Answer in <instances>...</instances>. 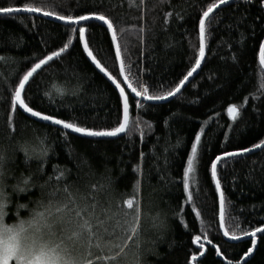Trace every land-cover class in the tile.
<instances>
[{
    "label": "trees",
    "instance_id": "obj_1",
    "mask_svg": "<svg viewBox=\"0 0 264 264\" xmlns=\"http://www.w3.org/2000/svg\"><path fill=\"white\" fill-rule=\"evenodd\" d=\"M139 2L134 0L135 4ZM215 2L146 0V5L136 7L130 6L129 0H0V7L30 5L73 16L105 14L117 29H129L123 35L118 32L126 74H130L134 85L142 81L150 87V94H160L175 87L194 66L199 18L207 4ZM261 2L233 0L212 14L203 66L175 98L161 104L144 101L146 108H136L134 95L122 83L126 95L131 94L130 117L140 118L143 139L139 132L131 138L84 137L34 119L22 110L11 112L10 97L19 78L34 62L58 51L69 40H72L69 48L49 62L27 86L25 98L29 106L44 115L102 130L117 126L118 116L122 119L123 100L83 52L78 34H72L64 22L28 13L1 14L0 56L12 58L0 62V150L7 155L9 193L10 186L24 176L32 175L37 185L42 183L58 165L67 172L73 191L88 192L93 184L110 182L111 189L97 193V197L102 203L114 205L125 194L132 193L135 181L140 178L133 169L140 164L144 212L148 216L162 211L168 225L162 236L151 231L146 235L145 247L151 250L145 251L143 264H229V261L264 264V234L256 236L255 247L251 238L243 237L242 233H237L241 241L236 243L228 242L223 236L219 229V195L210 171L211 161L223 151L252 148L264 140V95L258 91L261 82L258 52L259 44L264 42ZM169 12L173 15L166 18ZM100 24L93 21L86 33L90 49L123 81L118 75L119 63L114 59L111 34L106 32V25ZM81 25L87 26V22ZM140 28L145 32H140ZM55 87L65 88L69 94L61 98L55 94ZM77 88L78 95H71ZM48 92L53 93L51 98L45 95ZM231 104L240 109L235 122L227 117ZM9 115L13 118L14 132L7 124ZM204 121L209 123L205 125ZM144 122L150 123L152 129ZM201 127L205 132L195 174L198 187L192 185L194 204H189L182 191L183 167ZM38 139H44L50 148L47 163L43 165L46 173L43 178L37 172L38 162L28 160L26 164L27 158L19 150V145L35 143ZM218 177L228 202L226 226L231 228L234 223L231 218L235 217L243 230L264 228V149L221 162ZM33 191L39 195L38 188ZM28 199L25 194L13 196L14 203H28ZM193 206L201 212L199 219L191 211ZM24 212L21 209V215ZM7 220L11 223L12 217ZM201 221L212 244L203 239ZM195 235H201L200 243L205 245L199 250L205 253L203 257L197 251L199 245L192 243ZM250 247L253 251L246 255ZM217 248L220 255L216 254ZM193 255L197 256L196 261L192 260Z\"/></svg>",
    "mask_w": 264,
    "mask_h": 264
},
{
    "label": "snow or ice",
    "instance_id": "obj_2",
    "mask_svg": "<svg viewBox=\"0 0 264 264\" xmlns=\"http://www.w3.org/2000/svg\"><path fill=\"white\" fill-rule=\"evenodd\" d=\"M167 2L169 0H160V3ZM258 2H261V0H258ZM228 3L229 0H216L215 3L207 4L206 10L199 18L198 55L195 57L194 66L186 75H183V78L179 80L175 87L160 94H150V87L142 81L134 85L130 74H126L125 60L122 55L118 32L123 35L125 32H129V29L124 27L117 29L112 19L105 14L93 12L73 16L46 11L42 7L30 5H24L22 8L0 7V14L3 15L42 12L46 17L55 16L57 20L63 21L72 34H78L79 42L83 43V52L87 53V56L91 58V62L99 69L100 73H103L115 85V88L119 90V97L123 100L122 119L118 116L117 126L102 130H94L90 127L79 126L77 123L66 122L52 115H44L41 111L33 110L29 106L25 98V87L29 84L30 78L42 66L48 65L54 58H59L72 44V40H69L58 51H53L51 54L39 59L38 62H34L31 68L19 78L18 84L14 86V91L10 97L11 112L17 113L19 110H23L24 113H30L31 117H38L41 121H50L52 125L62 126L63 129L71 130L72 133H79L84 137H120L123 134L131 138L133 134L139 132L140 138L143 139L144 129L140 127V118L137 117L136 120H132L130 117L129 95L131 94H125V89L121 86L122 83L131 89V93L135 94L132 99L135 101V107L140 109L147 107L144 101H166L170 97H176L177 94H180L186 82H190V78L193 77L194 73H197V70L201 68L202 61L205 60L207 26L214 9ZM129 4L130 6L139 7L140 5H146V0H140L139 4H135L134 0H129ZM261 6L264 7V2H261ZM172 15V12L167 13L166 18ZM93 21L102 22L99 26L106 25V32L111 34V44L115 46L114 59L119 62L118 75L124 78L123 81H119L90 49L86 33L92 27ZM81 22H87V26L81 25ZM139 31L145 32V29L140 28ZM10 59L12 58L0 56V62H7ZM258 64L261 69V82L258 91L261 95H264V42L259 44ZM79 91L80 89L77 88L71 91L70 94L78 95ZM54 92L61 98L69 94L67 89L60 87H55ZM52 94V92H48L45 95L51 98ZM239 116L240 109L236 104L228 106L227 117L231 121L235 122ZM144 123L149 130L152 129L150 123ZM208 123V121H204L205 125ZM7 124L14 132L11 115L8 116ZM204 132L205 128L201 127L195 135L194 142L191 143L190 154L187 155L186 166L183 167L182 191L186 194V202L189 204H194L192 185L195 184L198 187L195 174ZM177 146H179V142ZM253 149H264V140L254 144L252 148H244L240 151H223L222 155H217L211 161L210 171L211 180L215 184V191L219 194V229L223 230V236L230 241L239 242L241 241V235L237 233H242L243 237L251 238V245L255 247L257 233L264 234V228L257 227L251 231L243 230L235 217L231 218L234 221L231 228L226 226L229 219L228 202L218 177V165L221 162L227 163L229 158L242 157L245 153H251ZM19 150L24 152L27 158L26 164L28 160L38 162L37 172L39 177L43 178L46 175L43 165L47 163L50 151L44 139H38L35 143L25 142L19 145ZM140 159L142 163L143 153H141ZM6 161V152L0 150V264H121V261L127 258L128 250L132 245L136 246V251L130 264H143L144 245L138 243V238L142 235V222L146 214L143 209L141 192L143 171L140 164L133 169L135 173L139 174L140 178L135 181L132 193L125 194L113 205L111 202L102 203L97 197V193L111 189L110 182L107 185L93 184L88 192H81L79 189L73 191L68 182L67 172L61 170L58 165L54 166L53 174L47 175V178L43 179V182L38 185L32 175L22 177L10 186V194L8 191L9 177L5 169ZM37 188L39 189L38 196L33 191ZM20 194L29 196L28 203H14L13 196H19ZM32 196H36V198L32 199ZM21 209L25 210L23 215H21ZM191 211L195 212L197 219L201 217V212L195 206L191 208ZM177 215L180 214L177 213ZM9 216L12 217L11 223L7 220ZM148 216L151 219L152 228L156 231L161 230L167 223L166 219L161 218L160 213L148 214ZM180 222L183 223V219ZM185 227L187 228V225ZM201 231L205 232L203 239L212 244L203 221H201ZM201 239V235H195L192 238V243L199 245L197 251L203 257L205 253L199 251L205 247L203 243H200ZM253 247L248 249L246 255L252 253ZM216 254L220 255L218 248ZM192 260L196 261L197 256L193 255ZM229 264H232V262L229 261Z\"/></svg>",
    "mask_w": 264,
    "mask_h": 264
},
{
    "label": "clouds",
    "instance_id": "obj_3",
    "mask_svg": "<svg viewBox=\"0 0 264 264\" xmlns=\"http://www.w3.org/2000/svg\"><path fill=\"white\" fill-rule=\"evenodd\" d=\"M160 215H161L162 219H165L164 213L162 211H161ZM167 227H168V225L166 223L161 230H159V231L154 230L152 228V223H151L150 217L145 215V218L142 222V235L138 238V243L144 245L143 254L145 253L146 250H148L145 247V245L148 243V241L145 238L146 235L151 231V232L158 233L159 235L162 236L163 233L166 232ZM135 251H136V246L135 245L130 246L128 253H127V258L125 260H122L121 264H130V261L132 260L133 254Z\"/></svg>",
    "mask_w": 264,
    "mask_h": 264
},
{
    "label": "water",
    "instance_id": "obj_4",
    "mask_svg": "<svg viewBox=\"0 0 264 264\" xmlns=\"http://www.w3.org/2000/svg\"><path fill=\"white\" fill-rule=\"evenodd\" d=\"M233 0H229V3L230 2H232ZM226 5V4H225ZM224 5H221L219 8H221V7H223ZM218 8V9H219ZM218 9H214V11H213V13L216 11V10H218ZM21 13H24V12H21ZM212 13V14H213ZM28 14H33V15H40V16H44L42 13H28ZM1 15V14H0ZM44 17H46V16H44ZM46 18H48V19H50V20H55V21H59V20H57V19H55V18H53V17H46ZM61 22H63V21H61ZM82 23V22H81ZM115 47V46H114ZM87 54V53H86ZM205 55H206V51H205ZM89 59H90V61H91V58L90 57H88ZM119 63V62H118ZM203 63H204V61H202V63H201V68H202V66H203ZM94 65V64H93ZM46 65H44V66H42V68L41 69H39V70H37V73H35L34 75H33V77L32 78H30V81H29V83L31 82V80L45 67ZM95 66V65H94ZM201 68L200 69H198L197 70V73H194L193 74V77H191L190 78V81L200 72V70H201ZM98 71H99V69H98ZM100 72V71H99ZM103 74V73H102ZM107 78V77H106ZM124 78L122 77V80H123ZM111 82V81H110ZM188 82H186V84H187ZM29 85V84H28ZM28 85H26V87H25V90H26V88H27V86ZM115 86V85H114ZM122 86V85H121ZM124 86L126 87V88H128L127 87V85L126 84H124ZM186 86V85H185ZM123 87V86H122ZM183 89V88H182ZM118 90V89H117ZM128 90L131 92V89H129L128 88ZM119 91V90H118ZM182 91V90H181ZM126 94V93H125ZM133 95H135L134 93H132ZM178 95V94H177ZM173 98H175V97H170L168 100H166V101H153V102H151V103H156V104H161V103H165V102H167V101H169V100H171V99H173ZM138 99H141V98H138ZM149 102V101H148ZM23 111V110H22ZM25 114H27L28 116H30L31 117V115H30V113H25ZM32 118H34V119H37V120H40L38 117H32ZM41 121V120H40ZM42 122H45V123H48V124H51V122L50 121H42ZM52 125V124H51ZM53 126H57V127H60V128H62V126H58V125H53ZM63 129V128H62ZM67 131H69V132H71V130H67ZM72 133V132H71ZM74 134H77V135H81V134H79V133H74ZM123 135V134H122ZM121 135V136H122ZM82 136V135H81ZM91 138H111V137H91ZM258 150H261V149H253V151L251 152V153H254V152H256V151H258ZM247 154H250V153H245L244 155H247ZM219 195V194H218ZM222 233H223V230H222ZM260 233H257V236L259 235ZM226 238V240L228 241V242H230V243H236V241H230L227 237H225Z\"/></svg>",
    "mask_w": 264,
    "mask_h": 264
}]
</instances>
